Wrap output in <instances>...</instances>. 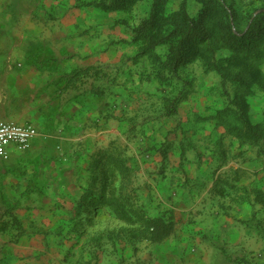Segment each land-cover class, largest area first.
<instances>
[{"label": "rangeland", "instance_id": "rangeland-1", "mask_svg": "<svg viewBox=\"0 0 264 264\" xmlns=\"http://www.w3.org/2000/svg\"><path fill=\"white\" fill-rule=\"evenodd\" d=\"M114 1L39 0L37 23L53 26L54 34L67 30V40L86 37L91 43H101V73L85 85L100 91L103 101L110 99L107 105L112 113L105 118L118 124V139L101 151L106 153L103 173L113 174L111 194L122 208L119 216L105 208L86 215L83 221L75 218L70 224L61 222L55 245L59 251L68 247L69 253L55 255L54 260L50 255L38 257L36 261L159 264L154 255L161 252L163 256L169 241H176V235L172 237L176 231L185 230L183 225L176 228L177 217L227 211L226 202L261 206L253 212L248 227L262 235L264 252V63L260 74L253 76L256 83L251 95L243 100L244 89L222 77L220 71L206 70L201 58L187 61L173 73L162 65L168 47L147 52L150 40L138 36L155 0H137L133 6L126 3L109 11L101 7H111ZM218 1L232 25L235 17H240L239 30L244 33L247 24L264 10V0ZM166 3L167 14L186 11L193 19L203 9V0ZM233 31L242 36L236 27ZM230 54L222 49L213 63L226 60ZM5 120L0 117V121ZM83 174L80 171L77 186L88 181ZM6 177L0 179V230L14 216L9 207L21 196L17 188L23 176L15 178L11 193L6 191ZM32 193L34 190L27 195ZM212 201L220 210L206 207ZM153 220L160 222L162 233L169 231L172 222L167 238L158 232L163 237L161 242L149 240ZM65 227L70 238L65 237ZM145 255L150 259L143 260ZM222 255L211 263L264 264V256H241L227 246L222 247Z\"/></svg>", "mask_w": 264, "mask_h": 264}, {"label": "crops", "instance_id": "crops-1", "mask_svg": "<svg viewBox=\"0 0 264 264\" xmlns=\"http://www.w3.org/2000/svg\"><path fill=\"white\" fill-rule=\"evenodd\" d=\"M38 6L39 0H0V117L32 124L40 133L27 151L13 147L0 167V179L7 175V193L15 178L23 176L17 188L21 196L9 207L14 216L0 230V264H39L38 257L54 260L69 253L68 247L59 251L54 240L61 222L83 221L88 215L76 214L87 185L77 186L80 171L89 180L86 170L95 156L119 137L117 122L105 118L112 113L110 99L103 101L85 85L94 81L95 70L75 78L88 68L101 69L100 41L67 40V30L54 34L56 28L35 21ZM30 190L34 193L27 195ZM206 207L219 209L215 201ZM224 208L227 211L177 217L176 228L183 225L185 230L176 231V241L171 239L166 253L154 259L159 264H212L223 256V246L241 256L263 257L262 235L248 227L261 206L226 202Z\"/></svg>", "mask_w": 264, "mask_h": 264}, {"label": "trees", "instance_id": "trees-1", "mask_svg": "<svg viewBox=\"0 0 264 264\" xmlns=\"http://www.w3.org/2000/svg\"><path fill=\"white\" fill-rule=\"evenodd\" d=\"M136 1L115 0L111 7L106 5L101 7L109 11L126 3L133 6ZM166 2L167 0H155L150 18L138 30L139 38H148L151 42L146 43L147 52L166 45L168 53L162 65L173 73L187 61L201 58L206 70L220 71L222 77L232 79L236 87L244 89L242 100L251 95V88L256 83L253 76L260 74L259 67L264 63V10L253 19L251 24H247L249 28L244 33L239 30L240 17L234 16L236 20L232 25L228 12L218 0H203V9L194 19L190 18L186 11L167 14L164 9ZM233 27H236L237 32L242 36H237ZM225 48L230 51V56L218 64L213 63L216 54ZM93 70L95 77L101 73V69L88 68L80 71L75 78ZM99 92L93 90V93L102 96ZM105 155V152L100 151L95 156L94 163L86 170L90 175L86 187L82 188L83 193L76 208L78 216L83 213H99L105 208H110L116 216H119L118 212L121 211L122 204L113 192L111 194L115 178L113 179V174L103 173L102 162ZM97 172L98 177L95 176ZM152 223L153 233L149 239L152 242L163 240L158 232L166 238L172 233L170 232V229H173L172 222L168 225L169 231L166 230L165 233H162L158 227L159 221L153 220Z\"/></svg>", "mask_w": 264, "mask_h": 264}, {"label": "built area", "instance_id": "built-area-1", "mask_svg": "<svg viewBox=\"0 0 264 264\" xmlns=\"http://www.w3.org/2000/svg\"><path fill=\"white\" fill-rule=\"evenodd\" d=\"M39 135V130L32 124L0 121V167L9 160L13 147L27 151L33 139Z\"/></svg>", "mask_w": 264, "mask_h": 264}]
</instances>
